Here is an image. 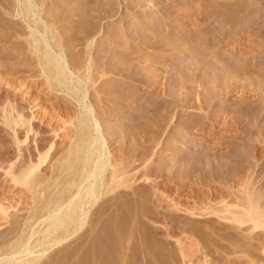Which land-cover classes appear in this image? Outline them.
Segmentation results:
<instances>
[{
    "label": "bare ground",
    "instance_id": "1",
    "mask_svg": "<svg viewBox=\"0 0 264 264\" xmlns=\"http://www.w3.org/2000/svg\"><path fill=\"white\" fill-rule=\"evenodd\" d=\"M42 1L44 2V0ZM109 1L110 0L107 2L105 0H101L100 7L101 11L104 12H101V19H103L102 17H104V14L106 13L107 15H105L108 18L115 17L116 19V17L118 18L121 16V19L118 18V21L121 23L123 22V15H120L121 13L119 14L118 11L123 10L122 8H130L131 10V7L140 9L147 7V10L150 12L149 17L151 19L144 21L148 18V16L145 19H143V17L139 19L137 18L138 26H135L139 30L136 29L138 31L131 39L127 35L129 37L128 39H130L127 40L129 45L126 47L127 50L119 51V60H116L114 63L112 62L111 65H107L105 64V58L102 59L101 57V69L99 68L97 70L98 73L96 72L99 74V77L101 76V81H103L102 78L108 77L105 75H117L119 81L128 83L130 86H136V89L133 90L131 88L132 90H123V92H121L122 90H119L118 87L116 88L112 84L105 83L106 85H103L104 83H101V91L99 90V93H95L97 94L95 96V100L101 107V114H103L101 116L102 119H104L103 122L105 123L104 127L103 125L100 127L95 115L96 113L94 112L95 107L93 108V104L87 103L85 95L88 87L87 83L90 82L89 84L92 87V85L98 81L97 79L99 77L97 74L94 73L96 75L95 76L90 73V70H92L96 64H94V66L92 65L91 67V65L87 63L89 59L87 58L88 60L84 61L82 58L83 62L82 60L80 61L78 59L79 62H77V64L74 66L71 63L69 64L67 57L63 55V46H67L68 42H70L69 40L73 39L63 38L61 34L56 32L53 27L54 24L60 21H57V17L62 15L60 14L61 11L59 13L54 12L56 14H54L55 16H51L48 20H43L44 17L42 18L40 14V9L42 7L33 3V0H0V45H4L7 43L6 41L14 38L12 40H15L16 43V54H19L21 52L20 48L22 47L21 43L26 41L28 44L26 47H29L30 51H32L33 54H35L34 56H36L38 65L42 71L43 78L45 79L44 83L46 84V88L50 91L65 94L67 98H71L74 102H76L75 104L77 105L76 114L73 116V118L70 116V111L67 112L66 110V112L64 111L66 116L58 115L64 120V122L68 123V125L73 126V129L71 130V134H69L67 137L65 148L62 149L63 153L61 152L62 154H60L61 157H58L59 159L57 160V163L51 166L50 176H41L38 174V172L40 173L43 167L46 166L45 163L48 164L47 159L51 153H53L54 147L57 144L55 142V138H62V135L57 133L58 129H53L50 127L48 122H40L42 126L44 125L48 128H52L50 129V132H52V135L54 134L53 138L50 139L49 142L45 143V138L42 136V128L34 129L35 126L32 127L33 124L30 121L21 119L20 115L15 117L12 114L14 106L12 107L7 105L8 107L2 108L1 110L0 125L5 129V131H10V135L12 133V140L14 141L12 143L16 145H19L18 143L20 142L26 143L25 140L27 139V134L29 132H32L33 136L35 137H33L34 139L31 149L27 146H24L25 149H22V147L21 150L24 151L21 152L18 151L19 147H17V152H19L20 157L18 156L16 159H14V157V161H4L0 156V169L3 170L5 178L6 176L7 178L9 177L8 179L11 183L30 190L29 192H31L34 198V205L31 206V210H29L31 211L32 217L39 220L38 222L43 219L42 222L44 225L41 229H39V225L37 226L36 223L29 224L26 220L21 223L22 226H26L23 229L21 228V231V225L19 226L17 222V225L19 226L18 232L20 234L17 233L18 229L14 230L16 233L13 235L14 237L12 239L7 237L8 234H11L10 230L9 232L5 231L6 233L3 231L4 234L2 236L0 233V264L37 263V261L40 260L45 254L47 249L59 246L72 234L82 229L84 225H91L89 212L93 207L97 210V208L101 206V216H99V218L101 217V221H104V223H101L100 226L101 231L104 229H102V227L104 226L105 222H108V220L115 221V219H117V215L120 217L122 213L126 212L125 215L123 214L126 219V216L130 211L129 208H132V206H135V204L140 205L142 208L146 205L144 203L148 204L147 201H150L151 205L155 204V202L158 203L157 201H163L166 205H168L166 210H168L169 213L165 212V209L162 210L164 211L162 212L159 208H157V204L155 208L158 211L155 212L151 209L152 206H150V202L148 207L150 206L151 208H147L149 211L144 210L143 207L141 209L142 212L140 211L137 213L139 215L141 214L144 218L145 216L147 217L148 214H151V209L152 213L155 212L151 214V216L153 215L152 217H154L155 215V220L162 221L164 223L162 229L164 235H169L172 231L170 230V221H172L176 215H173L174 213L172 212L174 210L179 211L178 203H176L173 198L167 195L166 191L167 187L175 182L173 179L175 178V174L172 173L173 171L171 172L174 175L173 178L172 176L164 175L162 173V167H160L159 163H162V161L164 162L166 159L169 160L171 158L169 155L178 154L182 149H184L185 152L189 150L193 151V147H195L196 144L194 140L196 133L205 132V128H207L209 125L211 127L214 126L215 118L213 115H211V111H208L209 104L213 103L215 99L218 100L225 98L227 100L236 94L237 95L234 99L238 104V109L233 112L235 116L223 118V124H225L227 127L226 131L232 133L229 140L230 143H227L228 145L226 144L228 147H225L226 151L220 153L219 155H215V153H209L207 155L205 154L204 158H201L200 155L196 153L198 150L195 149L196 152L194 153L196 154V157H192L193 154L189 156V154L187 155L190 157L188 159L185 154L184 157L187 159H184L181 162L183 167V169L181 168V175L179 177L180 171H178V175H176L182 179L184 176L191 178L189 176L194 175L193 177L195 182H199L201 186L202 184L207 183L205 184L207 186L213 181L215 178L214 176L217 175V179L218 176L220 177V174H222V171L225 169L226 164L228 163L227 160H234L236 163L237 161L240 163V161L244 160L245 157L247 160L251 158L250 156L253 158V153L255 152L256 155L259 154L257 156L258 158L256 157V161L254 160L255 158L253 159L254 162L259 161V163L257 162L258 165L253 162L250 163L248 162L250 160L247 161L245 159L246 162L250 164H246V166L242 168H240L239 164V168L240 170L243 169V172H241L242 170L239 171L238 169L237 173H232L233 171H231L232 174L229 173L230 175H227V183L229 185L234 184L236 186V191L233 193V195L236 196L235 198L237 202L234 200L233 203L228 204L226 197L232 198V194L226 193V196L224 197L222 194H219V192H215V194L217 193L219 195V199L214 200L215 202L212 201L210 204L208 203L209 201H207V204H198L197 206L193 205L190 209H185V211L186 213L188 211L189 215L200 217L201 219L207 218V220H209L208 218H211V216H216V218L222 220L223 223L226 222L225 224L227 228H225L229 229L230 233L232 232L233 234H237L236 232H238V235L245 234L246 236L251 234L250 238L244 236L245 239H250H248L250 244H248L249 242L246 239L247 242L245 241V243L247 245H251V240L253 239L254 241V238L256 239V237H254L255 235L253 236L252 234H256L257 236V233L262 232V234H259L264 235V145L262 146L263 151L259 150V153H257L259 147L261 146L256 143H264V123L259 125L258 122H256L254 115V118L252 117L253 119H251V112L249 111L248 107H246L250 100L252 102L249 103H253V101H259L264 105V70H261L264 67V27L260 25L263 23L264 18H262L260 15L254 14L253 17H249L246 22L240 21L241 17H244V15L250 11L249 4L242 0H212L211 3L209 1V4L207 3V5L205 3L207 9L205 8L204 4L199 3L201 6L195 8L196 10L198 9L196 13L197 16L200 15L199 17H201L200 19L198 18L197 23L199 22V24H202L210 16H213V18L216 20L215 26L211 25L212 27H207V25H204L202 27L199 25L202 28H200V31L202 32H197L199 27L192 25L191 27H186L185 25L182 28H184L183 30H185L186 36L182 37L184 33H181L182 29H179L177 25L178 23L170 22V20L173 21L175 19L174 16H177L174 11V7L179 5L181 2L179 4H167L165 2L168 0H114V2L108 3ZM178 1H184L185 3L186 0H174V2L177 3ZM76 2H78V4ZM87 2L88 0L75 1V4L73 5L76 7L73 5L72 6L74 8L72 6L69 7V9L71 8V10H75V12H72L69 9H67V12H72L75 14L78 13V16L85 14L84 12L85 9H87L86 7L91 6H85ZM98 3L95 4L99 6ZM94 5L92 12L98 9V6ZM102 5L103 7L107 6V9L104 10ZM159 5L161 8L157 9ZM56 6L57 5H55V7ZM60 10H62L63 13L66 11L62 8ZM89 11L91 12V9L88 10V13ZM177 11L179 12V10ZM79 12L81 13L79 14ZM72 13L71 16L73 15ZM64 16L65 15H63V17ZM82 16L83 15L80 17ZM91 16L93 17L95 15L92 14ZM96 17L97 16H95V18ZM90 21L91 20L89 19L88 22ZM92 21L87 25V27H83L84 25L82 26L80 24V26L78 25L79 27L77 25V27L73 26L78 32L75 34V39L78 40L82 45L86 43L89 45L87 40L90 38V36H92V33L94 34L93 30H97L95 22ZM116 28L119 29L118 27ZM113 29L115 30V27ZM193 31H196V35L200 36L201 40L202 38L203 40H206V42L200 44L195 38L192 40V35H195ZM9 33H12L11 36H9ZM243 35L245 36V41L247 42L245 43L249 45L248 47L241 46L244 41H242V37L240 36ZM108 36L109 35H107V38H109ZM108 40L109 42H106L108 44H105L107 46H112H108L109 50L115 46L116 48L117 46L120 48V46L115 42L117 39L113 38V41H111L109 38ZM78 41L76 42L79 44ZM101 42L103 43L102 40ZM111 43H115L114 46ZM105 44L103 43L101 45L104 46ZM228 44H231L230 50H227L231 53V55L228 53L227 55H223V48ZM87 45V48H85L86 50L89 49ZM83 48L81 49L83 50ZM169 49H175V52H177V54L180 56L177 55V58L175 57L176 59L173 57V59L170 58V60L166 59V56L160 58L159 55L165 53L166 51L168 52ZM241 49H245L247 53L249 52L252 54H243L242 56H237L236 53H240ZM156 50H158L159 55L157 54ZM154 52L157 54V56L154 55ZM189 53L194 54L190 55ZM186 54H189L190 56H187ZM173 56L175 55L173 54ZM186 59H188L189 62H184ZM139 61H143L144 65L140 66L139 69L138 67L136 69L135 62L137 63ZM150 61H153V63L157 64L155 69L153 67V70H149V66L147 67V65L151 63ZM187 69L189 70L187 71L189 73H187L188 76L186 77L187 74L185 75L181 71H186ZM177 72L183 73L184 76H180L183 74L175 75ZM105 80L103 82H105ZM1 81L2 83H0V88L9 85V83H5V81L3 82V79H1L0 82ZM207 83H209L210 86L207 85ZM84 87H86V89H84ZM124 87L126 88V86ZM199 88L201 90H199ZM180 89H182V93ZM178 90L180 91L176 93ZM142 97H144V100L141 102L142 104H139L137 101H139ZM138 106H140L141 109H137ZM182 111H187L190 113V115L187 114V116L189 115L188 117H182L180 116V112ZM131 114H137L136 116L142 123L139 122L141 124L140 126H135L136 124L134 125V127H137L136 132L129 134L130 136H128L126 141H123L124 137L119 139L121 141H115L116 146L114 152V149L110 147V145L114 144V142L111 143L113 140L109 137L111 136L110 134H112V132L116 129L115 124L111 122H116L115 120L119 118H122L124 122H127L125 120H128ZM107 117H112L114 121H105V118ZM20 127L26 128L24 133L25 136L24 138L22 137L23 139H21L22 141L15 137L17 129ZM108 129H112L113 131H109L110 133H107ZM192 133H195V135H192ZM246 135L253 136L251 138L254 143L247 145L246 142L245 144L244 141L249 139L246 137ZM165 141L168 142V144H165ZM143 145L144 150H140L139 147L141 148ZM245 145L248 147L247 151H244V147H246ZM113 146L114 145H112V147ZM0 148L1 151L7 148V145L0 143ZM111 149H113V152L116 156L118 155L117 159L112 160L115 155H112ZM159 149H161V152L165 153L166 155H163L161 152L160 154L158 151ZM166 151H170L169 154H167ZM246 154L248 156H246ZM197 155H199V157ZM179 158L181 157H177V162H179ZM225 161H227V163H223L225 164L224 166L221 162ZM231 166L233 167V164ZM232 167L231 170H233ZM227 168L228 167H226V169ZM174 172H176V170H174ZM224 172L226 171H223V173ZM182 174L184 176H182ZM152 178L155 180L161 178L160 182L164 180L165 183L160 185L161 183L154 181ZM237 181H240L241 183H238ZM42 184L44 187L41 186ZM160 186L162 187L160 188ZM138 187H140V189L142 188V191L135 193V191L138 190ZM122 188H126L128 192ZM44 190L47 192H45L46 195ZM207 192L213 193V191L210 190ZM41 193L45 195V198L43 195H41ZM122 193H126V195L123 196H128V198L125 197L124 199H120ZM209 193L206 195L211 196V193ZM41 196H43V199H41ZM217 204L220 206H217ZM96 210L93 211L96 212ZM95 212L93 213L95 214ZM132 213L130 212V214ZM137 213L135 212L133 215L136 214L138 218ZM98 214L99 213L96 215L98 216ZM130 214L128 217H130ZM141 215L139 216L140 218ZM93 216L94 215H91V218ZM0 217L3 222L7 219V209L3 207L2 204L0 205ZM119 217L116 224L119 225L121 223L120 225L123 226L124 222L122 224V220L125 219H121ZM175 217L178 216L176 215ZM129 219L131 220V218ZM96 220H98V218ZM87 221H89V224ZM112 223L113 222L111 221V224ZM111 224L109 225L107 223L108 226L105 225L104 227H109ZM116 224L113 223L114 226ZM144 224L146 223L144 222ZM14 225H16V223ZM35 225L37 226L36 228ZM118 225L111 228L113 231H116L114 233L115 235H118L119 232L121 233L119 230L122 226L120 227ZM224 226L225 225H223V227ZM125 227H127V225ZM91 228L93 229L94 226L91 225ZM97 228H94V232L97 231ZM124 229L125 228H123V230ZM108 230L109 229L107 228V231ZM112 230L111 234L114 235ZM24 233H26V235ZM227 233L226 236L228 235ZM32 237L35 238L32 239ZM262 238L264 239V237ZM240 239L237 237V240H239L238 243L243 240V237L241 240ZM260 239L261 238L258 237V240ZM237 240L235 241L238 246ZM234 242H232V244ZM261 242L262 241H260L258 245H255V247H261L263 245H260ZM247 245H245L246 248H250L249 246L247 247ZM42 246L43 249H39L40 251L38 250L36 255L32 256L31 258L29 257V259L26 258L28 255L31 256L34 254V251H32L34 248L37 249V247L40 248ZM238 247L240 250H243V248H241L242 246ZM260 247L259 249H261V251H258H260V253L263 255L264 245L262 248ZM252 248L253 245L251 246V249ZM232 249L233 250H231V252L236 253L234 250V245H232ZM251 249H248V251H251ZM254 250L257 251L255 248ZM239 254L241 255V253ZM23 256L26 259H22ZM242 256L244 255L242 254ZM259 256L261 255H258V257ZM255 258L252 261H255L254 264H264V255L263 258L261 256V258L257 261ZM204 262L206 263V260L201 263L204 264Z\"/></svg>",
    "mask_w": 264,
    "mask_h": 264
},
{
    "label": "rangeland",
    "instance_id": "2",
    "mask_svg": "<svg viewBox=\"0 0 264 264\" xmlns=\"http://www.w3.org/2000/svg\"><path fill=\"white\" fill-rule=\"evenodd\" d=\"M33 1H34L33 3H35L38 6L40 5V7H42L41 9L40 8L39 9L41 11L40 14H41L42 18L44 17L43 20L44 19L48 20L51 16L56 15L54 12L59 13L61 11L60 14H62V15L58 16V14H57V16H58L57 21L58 20H60V21H58V22L56 21L57 23L54 24L53 27H54L55 31L58 32L59 34H61V36L63 38H68V39L72 38L73 39V40H69L70 42H68L67 46H65V45L63 46V48H64L63 55H65L67 57L69 64L71 63L74 66H75V64H77V62H79V60L81 61L82 58L84 61H87L89 59L88 60L89 62L87 61V63H89V65H91V67H92V65L94 66V64H96L92 68V70H90L91 71L90 73H92L93 75H95L94 73H96L99 68L101 69V57H102V59L105 58V61H106L105 64L111 65L112 62L114 63L116 60L120 59L119 58V51L120 50H122V51L127 50L126 47H128V45H129V42L127 40H130L133 37V35H135V33L139 30L136 27V26H138L137 18L139 19V18L143 17V19H145L148 16V18L144 21L151 19L149 17L150 12L147 10V7H143L142 9L131 7V10H130V8H125V9L122 8L123 10H119L118 12H119V14L121 13L120 15H123L122 20L124 23L123 22L120 23L118 21V18L121 19L120 18L121 16H119L118 18L116 17V19H117L116 20L115 17H113V18L111 17L112 19L110 17L108 18L106 16L107 14L105 13L106 14V15L104 14L105 18L102 17L103 19H101V12L104 13L103 11H101V7H100L101 6V0H90V1L88 0V2L86 3L85 6L91 5L90 7H92V8L86 7L87 9L89 8L88 10L91 9V12L89 11V13H88V10L85 9L84 13L85 14L87 13L88 14V15L86 14L87 16L85 14H81L83 16L85 15L84 16L85 18L83 16H82L83 18L80 17L81 15L78 16L77 15L78 13H76V14L72 13L73 11L75 12V10L72 11L71 8L69 9V7H71L73 4H75V1H77V0H73V1L72 0H47V1L44 0V2L42 0H33ZM105 1L107 2L108 0H105ZM209 1L211 3L212 0H186L185 3H184V1H178V3H177V2H174V0H168L165 2L167 4H171V3L172 4H175V3L179 4L181 2L179 5H177L178 7L177 6L174 7L175 8L174 11L177 14V16H174L175 19L173 21L170 20V22L178 23L177 25H178L179 29H182L181 33L185 34V35L183 34L182 37L186 36L185 30H183L184 28H182L185 25H186V27L187 26L191 27V25L199 27V30H197V32H202V31H200L202 29L200 26H202V27L204 25L205 26L207 25V27L211 26V25L215 26L216 20L213 18V16H210L202 24H199V22L197 23L198 18L200 19L201 17H199L200 15L197 16L196 13H197L198 9L196 10L195 8H197L198 6H201L200 4H204V6L206 8V5H207V3L209 4ZM242 1L249 4L250 11L247 14H245L244 17L242 16L240 21L246 22L247 19H249V17L252 18L254 14L260 15L262 18H264V0H242ZM98 2H100V3H98ZM111 2H114V0L113 1L110 0L108 3H111ZM76 3L78 4V2H76ZM95 3H98L99 6ZM205 3H206V5H205ZM55 5H57V6L55 7ZM93 5L98 6V9L95 10L94 12H92L93 11ZM38 6H37V8H38ZM73 6H75V5H73ZM104 6H106V5H104ZM65 7H66V9H65ZM102 7H103V5H102ZM106 7H103V9L106 10L107 9ZM61 8L63 10H66V11L63 13L62 10H60ZM115 8H117V7H115ZM160 8L161 7L159 5L157 7V9H160ZM42 9H43V11H42ZM67 9H69L72 12H67ZM177 10H179V12ZM183 10H184V12H183ZM76 12H78V11H76ZM71 13L74 16L73 15L71 16ZM80 13L81 12H79V14ZM92 14L97 16V17L95 18V16H93L94 17L93 18L91 16ZM195 14H196V18H195ZM251 14H252V16H251ZM63 15H65V16L63 17ZM245 17H247V18H245ZM130 18L131 19L133 18L132 19L133 21ZM177 18H178V20H177ZM89 19L91 21L95 19L92 22H95V24L97 26V28L96 27L95 28L97 30L95 31V29H94L93 30L94 34L92 33V36H90V38L87 40L89 45H87V43L82 45L78 40L75 39V34L78 32L74 27H77L79 24L82 26L84 25L83 27H87V25L90 24V22H91V21L88 22ZM96 19H97V22H96ZM113 20H114V23H113ZM134 21H136V22H134ZM195 21L197 24L195 23ZM82 23H85V24H82ZM193 23H194V25H193ZM263 23H264V20H263ZM263 23H261L260 25L264 27ZM113 25H115V26H113ZM114 27H115V30L113 29ZM116 27H118L119 29H117ZM73 28H74V30H73ZM136 29H138V30H136ZM263 30H264V28H263ZM114 31H115V33H114ZM182 31H184V32H182ZM97 32H98V34H97ZM109 32H110V34H109ZM111 33H112V35H111ZM193 33H195V35H192V37H193V38H191L192 40L195 38L196 41L200 44L203 42H206V40H203V38H202V40H203L202 41L200 36L196 35V31H193ZM9 34H10L9 36H11L12 33H9ZM107 35H109L108 37L110 38L111 41H113L112 40L113 38L117 39L115 42L120 46L121 49L118 46H117V48L115 46L114 48L109 50V48H108L109 45L108 46L106 45V44H108L106 42L107 41L109 42V40H108L109 38H107ZM127 35L130 37V39H128L129 37ZM121 37H123L124 39ZM240 37H242V41H244L241 44V46L242 47H244V46L248 47L249 45L246 44L247 42L245 41V36L243 35ZM12 39H14V38H11L9 41H6L7 42L6 44L0 45V51H1L0 52V80L3 79V82L5 81V83L6 82L9 83V85H6V87H1L2 89L0 88V113H1L2 108L8 107L9 105L12 107L14 106L12 114L15 117L20 115L21 119H25L27 121H30L33 124L32 127L35 126L34 129H36V128L41 129L42 128L41 131H43L42 136L45 138L44 139L45 143L49 142L50 139H52L54 136V134L52 135V132H50V129L53 128V129L59 130V132L57 130V133L62 135V138H55L56 139L55 142L57 144L54 147L53 153H51V155L47 159L48 164L45 163L46 166L43 167L44 170L42 169V171L40 173L38 172V174L41 176L42 175L43 176L44 175L50 176L51 166H53V164L55 165L57 163V160L59 159L58 157H61L60 154L63 153L62 149L65 148V145L67 142V137L69 136V134H71V130L73 129V126L68 125V123L64 122V120L61 119L59 116H61V115L63 116V115H65L64 113L66 111L67 112L70 111V113H71L70 116H72L71 118H73V116L76 114L77 105L75 104L76 102H74L71 98H67L65 96V94L60 93V92L50 91L49 89L46 88V86H45L46 84L44 83L45 79L43 78L42 71L40 69V66L38 65V61L36 59V56H34L35 54H33V52L30 51L29 47H26V46H28L27 42L23 41L21 43L22 44V47L20 48L21 54L19 53L20 54L19 55L18 53L16 54L17 50L15 47L16 46L15 40L13 41ZM101 40L103 41L104 44L106 43L104 46L101 45V44H103L101 42ZM76 41H78L79 44ZM111 44H113V46H114L115 43H111ZM123 44H124V46L125 45L126 46L124 47ZM70 45H72V46H70ZM81 45H82V47H81ZM86 45L88 46V48L90 50L85 49V48H87ZM101 46H103V47H101ZM73 47H75V48H73ZM109 47H112V46H109ZM81 48H83V50ZM103 48H104V50H103ZM230 48H231V44H228L226 47H224L223 51H222V53L224 52L223 55H227V53L229 55H231V53L228 52L230 50ZM71 49H72V51H71ZM105 49H106V51H105ZM200 49H201V47H200ZM87 51H88V53H87ZM175 51H176L175 49H169L168 52L166 51L165 53L159 55L158 50H156V52L160 56V58L166 56L165 58L168 60H170V58L173 59V57L177 58L178 54ZM157 54L155 53L154 55L157 56ZM173 54L175 56H173ZM189 54H186V55L188 56ZM193 54L194 53H191L190 55H193ZM243 54L251 55L252 53H249V52L247 53L245 49H241L240 53L239 52L236 53L237 56H242ZM112 56L117 57L118 59L113 58ZM178 56H180V55H178ZM83 60H82V62H83ZM189 60H190V58H189ZM189 60L186 59V60H184V62L187 63V61L189 62ZM153 61H150L151 63H149V65H147V67L149 66L148 67L149 70H153V67L155 69L156 68L155 66H157V64L153 63ZM148 62H146V63H148ZM142 65H144L143 61L142 62L139 61L137 63L135 62V68L136 69H137V67L139 69L140 66H142ZM94 68L96 71L94 70ZM261 70L263 71L264 67ZM187 71H189V70L187 69L186 71L183 70L181 72H183L186 75L187 73H189ZM183 73L177 72L175 75H179V74H183ZM184 74L180 75V76H184ZM98 75L99 74H97V76ZM105 76H108V77L102 78L103 81L105 79H107V80H105V82L101 81V78H100L101 76L100 77L98 76L99 77L97 79L98 81H96L95 84L92 85V87L89 84L90 82L87 83L88 87H87V91L85 92L87 103H91V104H93L92 107L93 108L95 107L94 112L96 113L95 115L97 117V120L99 122L100 127H101V125H103V127H104L105 123L103 122L104 119H102V116H101V115H103V114H101V107H100V105L97 104V102L95 100V96L97 95L95 93H99L98 92L99 90L101 91V83H104L103 85H106L107 83L112 84L116 88L118 87L119 90H122L121 92H123V90H129V89L135 90L136 89V86H132V85L130 86V85H128V83L119 81L117 75H115L117 78L114 75H110V74L105 75ZM187 76H188V74L186 75V77ZM113 79H114L115 83H114ZM0 83H2V81ZM209 83H207V85L210 86ZM124 86H126V88ZM84 89H86V87H84ZM180 90L182 93L183 92L182 89H180ZM180 90H178L176 93H178ZM199 90H201V89L199 88ZM181 93H179V94H181ZM236 95L230 99H227V100L225 98H221L218 100L215 99L213 101V103L209 104L208 111H211V115H213V117L215 118L214 126H212V127L210 125L207 126V128H205V132H200V133L197 132L196 135H195V133H192V135L193 134L195 135L194 140L196 142L195 147H193V151L189 150V151L185 152V150L182 149L183 151L181 150L178 153L179 155L178 154L169 155V157H171L170 158L171 160L166 159V160H164V162L162 161V163H159L160 167H162V173L164 175H167V176L169 175V176H172V178H173V176H174L173 174H175V178H173L175 182H173V184H171L169 187H167L166 191H167V195H169L171 198H173L176 201V203H178L179 211L174 210L172 212V213H174L173 215L176 214L178 217H175L176 216L175 215L174 218L172 219V221H170L171 222L170 227L172 229L170 227L169 228L172 231L170 232L169 235L166 236L163 233L162 229H163L164 223L162 221L155 220V218H154L155 215H154V217H152L153 215L151 216V214L158 211L155 208L157 205L160 206V207L157 206V208H159L161 211L165 209V212L169 213L168 210H166L168 208V205H166L163 201H161V202L157 201L158 203L155 202V204H152V205H151L150 201H147L148 204L144 203V204H146L145 207L143 206L144 208L142 207L144 210H147V208L149 209V208H151L150 206H152L151 209L155 211L152 213V210L150 209L151 214H148V216H147L148 218L145 216L146 219H145V217L143 218V216L141 214H140L141 218L139 217L140 215L138 213L142 209L141 206L138 204H135V206H134L132 204L133 206H132V208L131 207L129 208L130 211L128 213L130 214V212L132 213V211H133V213L138 212L137 215H138L139 220H138L136 214L133 215V213L130 214V217H128L129 214L127 213L128 215L126 214L127 216L125 219L124 215L126 212L124 211L125 213L121 214V211H120L121 215H120V217H119V215H117L116 216L117 219H115V221L108 220V222L107 221L105 222L104 226L107 225V223L110 225L111 221L116 224L118 217L121 219H125L126 221L122 220V224L124 222V225L125 226L127 225V227H125L124 225H123L124 227L122 225H120L121 221L119 222L120 223L119 225L118 224L115 225V226L118 225L120 227L122 226L123 228H125L124 230L122 227H121L122 229L120 228L119 231H121V233L118 231L121 235L118 232H117L118 235L114 234L116 231H113L111 229L112 227H115L113 225V223L109 227H104V226L102 227V229L104 228L103 230H105V228H106L105 231H107V228H108L109 229L107 231L108 233L103 231V230H101L102 231L101 232L100 226H101V223H104V221H101L102 220L101 217L99 218V216H101V212H100L101 206L98 207L99 212H98V208L96 210V208L93 207L94 209L92 208L90 210L91 214L89 212V216H90L89 218L91 220L93 218V220L92 221L90 219L89 220H90L91 225L94 226L95 229L98 227L97 231L94 232L95 229L94 228L92 229L91 225H87V226L84 225L82 229H80L76 233L72 234L65 241H63L59 246L53 247L51 249H47V251L41 257V259L38 260L37 263H35V264H62V263L63 264H65V263L66 264H203L201 262H203L205 260H206V263L204 262V264H254L255 261L254 262H252V261L254 260L255 257H256L255 258L256 261L259 260L261 258V256L263 258L264 254L262 255V253H260V251H261V249H259L260 246H257V248L255 247V245H258L260 241H262L260 243V245L261 244L264 245V239L262 238V237H264V235H261L262 232H259L261 234L257 233V236H256V234H252L253 236L255 235L254 237H256L257 240H258V237H260L262 240L261 239L258 240V243H257V240L254 238V241H253V239L251 240V245H247L245 243V241L247 242V240L250 238L251 234L246 236L245 234L244 235H238L239 234L238 232H236L237 234H235V233L233 234L232 232L230 233V230L226 229L227 228L226 224H225L226 222L223 223V221L216 218V216H211V218H208L209 220H207V218L201 219L200 217L189 215L188 211H187V213L185 211V209H190L193 205L197 206L198 204L199 205L207 204L206 203L207 201H209L208 203H210V204L212 203V201L215 202L214 200L219 199L218 198L219 195L217 194L218 192H219V194H222L224 197L226 196V193L232 194L233 197L232 198L226 197V201L228 204L233 203V201L236 200V198H235L236 196L233 195V193L236 191V186L234 184L229 185L227 183V179H228L227 175L229 176L232 173H237L238 169H239V171L242 170L241 172H243V169L240 170V168H242V167L246 166V164H248L246 162L247 158L246 157L244 158V154H243L244 160L240 161V163L238 161L236 163V161H234V160H227L228 163H227V161L221 162L222 164L227 163L226 167H228L227 169H229V168L230 169L227 170L225 167L226 170L224 169L223 171H226V172L223 173V171H222V174H220V177L218 176V179H217V175L214 176L215 178L213 179V181L211 183H209V185H207L209 187H207L205 185L207 183H204L201 186V184H199V182L198 183L195 182L194 177H193L194 175H190V176L188 175L189 177H191V178H188L182 174V176H184L183 179L179 178L181 175V172H182L181 170L183 169L181 162L184 159L190 158L187 155L190 154L189 156H191L193 154L192 157H194V156L196 157V154L194 152H196V150H198L196 153L199 154L201 158H204L205 154L207 155L209 153H212V154L215 153V155H217V154L219 155L220 153H223L224 151H226V148H228L226 146V144L230 143L229 140H230L232 133L226 131L227 127L225 126V124H223V118L224 117L228 118V116H232V117L235 116V114L233 112H235V110L238 109L237 108L238 104L234 99L236 97ZM143 100H144V97H142L137 102L139 104H142L141 102ZM233 101H235V102H233ZM249 102H252V101L250 100ZM249 102L246 105V107H248L249 111L251 112V119H253L255 116L256 122H258L259 125H262L264 123V108H263L264 105L261 104V102H259V101H255V102L253 101L254 104L249 103ZM235 105H236V107H235ZM137 109H141V107L138 106ZM217 111H218V113H217ZM219 111H222V112H219ZM180 113H181L180 116H182V117H188L190 115V113H188L187 111H184V112L182 111ZM183 113L186 116H184ZM232 113H233V115H232ZM187 114H189V115L187 116ZM136 115L137 114H131L129 119L125 120L127 122H124L122 118L121 119L119 118L120 120L119 119L115 120L116 122H111V123L115 124L116 130L113 131L112 129H110V130L108 129L107 133L109 131L110 132L113 131L112 134H110L111 136L109 138H111L113 140V141L111 140L112 141L111 143L114 142V144L110 143L111 144L110 147L114 149V152H115V146H116L115 141L117 142V140L122 139L123 137H124L123 141H126L128 136H130L129 134L136 132L137 127H134V125L135 124H136L135 126L141 125L140 123H142V122H140L139 118ZM70 116H68V117H70ZM41 121L43 123L48 122L49 126L52 128H50V127L48 128L44 125L42 126ZM105 121H114V119L112 117H107V118H105ZM25 129H26L25 127H22V128L20 127L17 129L15 137L18 140H21L24 138ZM123 129H125V130H123ZM129 129H131V130H129ZM127 130H129V131H127ZM33 137H34L33 133L29 132L27 134V139L25 140L26 143L20 142V143H18L19 145H16V144L12 143V142H14L12 140L13 139L12 133L10 135V131L9 132L7 130L5 131V129L0 125V143L7 145V148L0 151L1 152L0 153L1 158L4 161H10V160L14 161L13 158L15 157L14 159H16L20 155L19 152H17V149H18L17 147H19L18 151H21V152L24 151V150L23 151L21 150L22 147H23L22 149H25V147L27 146L31 149L32 145H33V139L35 138V137L34 138ZM246 137H248L249 139L246 138L247 140L244 141L245 144H246V142H247V145L248 144L251 145L252 143H254V141H252V138H251L253 136L246 135ZM108 140H110V139H108ZM119 141H121V140H119ZM166 143L168 144V142L165 141V144ZM256 143L261 146V147H259L257 153H259V150L263 151L262 146L264 145V143H260V142H256ZM14 145H16V146H14ZM112 145H114V146L112 147ZM247 145H245L246 147L242 146L246 149L245 150L243 148L244 151H247V148H248ZM143 148H144V145L141 146V148L139 147L140 150ZM113 149H111L112 155H115L113 152ZM158 151L160 153L161 149H159ZM166 152H167V154H169L170 151H166ZM162 154L166 155L165 153H162ZM185 154H186L187 158L184 157ZM212 154H211V156H212ZM241 154H242V152H241ZM199 155H197V156L199 157ZM258 155H256V152L253 153V158H252V156H250L251 158L248 159L250 161H248V160L247 161L250 163L253 162L256 165H258L259 161H257L258 163L254 162V160L255 161L257 160ZM179 156L181 158L182 157L183 158L182 159L179 158V160H178L179 162H177V157H179ZM246 156H248V155L246 154ZM117 157H118V155L117 156L115 155L114 158H112V160L117 159ZM174 161H176V162H174ZM180 163H181V165H180ZM235 163H236V165H235ZM225 164H223V165L225 166ZM232 164H233V167L231 166ZM239 164H240V168H239ZM179 166H180V168H179ZM231 167L233 170H231ZM236 167H237V169H236ZM174 168H176V169H174ZM169 170H170V172H169ZM174 170H176V172H174ZM234 170H235V172H234ZM178 171H180L179 177H177ZM231 171H233V172L231 173ZM221 175H222V177H221ZM8 178H7V176L5 178L3 170L0 169V205L2 204V206L7 209L6 221L3 222V220L0 219V233L2 236L5 231L9 232V230H10L11 234H8L7 237L12 239L14 237L13 235L16 233V232H14V230L18 229L17 233L20 234L18 232L19 226L21 225L20 231L26 227V226L25 227L22 226L21 223H23V221L27 220V223H29V224L36 223L37 226L39 225V227H38L39 229H41L44 224L42 222V220H43L42 218H41L42 220H40V222H38L39 220L32 217V215H31L30 210H31V206L34 205V198L31 194V192H29L30 190L25 189L22 186L19 187L18 185H14L13 183H11L9 181ZM43 178H47V177H43ZM184 178H186V179H184ZM152 179H154V178H152ZM160 179L161 178H158V180L154 179V181H157V182L161 183L160 185H163L165 183V181L163 180L160 182ZM180 179H182V180H180ZM237 182L241 183L240 181H237ZM43 184L41 185L42 187H44ZM44 185H46V184H44ZM161 187L162 186H160V188ZM41 189H43V188H41ZM122 189L123 190L125 189V191L128 192V190H126V188H122ZM137 189L138 190H136L137 192L135 191V193L142 191L141 190L142 188L140 189V187H138ZM209 190L213 191V193L210 192L211 193L210 194L209 192H207ZM125 191H123V192H125ZM45 192L46 191L44 190V193ZM215 192H217L216 193L217 195L215 194ZM42 193H41V195H43ZM46 193H45V195H46ZM207 193H209L211 196L206 195ZM212 194H214V195H212ZM45 195H43L44 198H45ZM123 195H126V193H122V195L120 196V199L121 198L124 199L125 197L128 198V196H123ZM43 196H41V199H43ZM205 196H207L208 198ZM205 198H207L208 200ZM149 202H150V206L148 207ZM236 202H237V200H236ZM217 206H220V205L217 204ZM93 210H96V212ZM126 211H128V210H126ZM147 211H149V210H147ZM29 212H30V214H29ZM93 212H95V214ZM162 212H164V211H162ZM97 213H99L100 215L98 214V216H97L96 215ZM172 213H171V215H172ZM91 215H94V216L91 218ZM131 215H133V216H131ZM134 216H136V217H134ZM151 217L153 220L151 219ZM97 218H98V220H96ZM129 218H131V220ZM132 218H133V220H132ZM9 221L11 222V224ZM154 221H156L157 223ZM17 222H18L19 226L17 225ZM87 222L89 224V221H87ZM144 222L146 224H144ZM160 222H161V224H160ZM15 223H16V225H14ZM126 223H128V224H126ZM161 225H162V227H161ZM223 225H225V226L223 227ZM15 226H16V228H15ZM37 226L35 225V228ZM89 227H90V229H89ZM155 227H157V228H155ZM158 229H159V231H158ZM11 230H13V231H11ZM111 230H112L114 235L111 234ZM26 233H24V234L26 235ZM222 233H224V234H222ZM226 233L228 234L227 236H226ZM228 236H230V237H228ZM244 236L249 237V238H246L247 239L246 240L244 238ZM237 237H238V239H240V237L242 239V237H243L242 241H244V242L240 241L238 243L239 240H237ZM34 238L32 237V239H34ZM232 239H234V240H232ZM235 240H237L238 246H242L241 248H243V250L242 249L240 250V248L237 246ZM249 240H248V242H249L248 244H250ZM232 242H234V243L232 244ZM232 245H234V250L236 251V253L231 252V250H233ZM245 245H247V247L249 246L250 248H246ZM252 245H253V248L251 249ZM262 246L260 248H262ZM254 248L257 249V251H255ZM39 249H43V246L40 248L37 247V249L34 248V250H32V251H34V254L31 256L28 255L26 258L29 259V257L31 258L32 256L36 255L37 251ZM248 249H251L252 252L248 251ZM258 250H260V251H258ZM103 252H104V254H103ZM237 252L241 253V255ZM247 252H248V254H247ZM234 253H235V255H234ZM242 254L244 256H242ZM251 254H252L253 258L251 257ZM254 254H255V256H254ZM258 255H261V256L258 257ZM23 257H22V259H26L25 257L24 258ZM46 262H48V263H46Z\"/></svg>",
    "mask_w": 264,
    "mask_h": 264
}]
</instances>
